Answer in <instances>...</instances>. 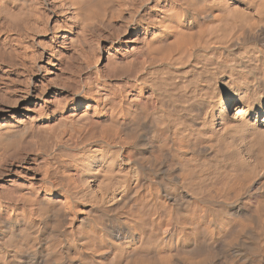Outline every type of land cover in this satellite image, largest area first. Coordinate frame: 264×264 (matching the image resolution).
I'll return each instance as SVG.
<instances>
[{
	"label": "bare ground",
	"instance_id": "bare-ground-1",
	"mask_svg": "<svg viewBox=\"0 0 264 264\" xmlns=\"http://www.w3.org/2000/svg\"><path fill=\"white\" fill-rule=\"evenodd\" d=\"M47 14L54 44L25 47L22 26ZM9 33L0 62L17 87L51 45L62 68L41 80L55 101L0 127L6 147L45 141L0 163V177L43 174L23 211L0 196V264H264V0H0ZM100 40L114 45L106 73ZM61 147L62 188L49 175Z\"/></svg>",
	"mask_w": 264,
	"mask_h": 264
},
{
	"label": "rangeland",
	"instance_id": "rangeland-1",
	"mask_svg": "<svg viewBox=\"0 0 264 264\" xmlns=\"http://www.w3.org/2000/svg\"><path fill=\"white\" fill-rule=\"evenodd\" d=\"M47 1L51 2L52 0ZM47 15L48 16L45 18V20L39 21V23L29 24V26H22L20 40L25 47L29 45H34L40 41H52L54 35L48 32L44 33L41 28L45 27L47 29L50 28V26L52 27L57 21V16H55L54 14ZM59 24L67 23L61 22ZM26 32L31 33L29 39L26 38ZM12 35L13 33L0 34V37H3L2 39H6V37L7 39H9V36L13 37ZM137 35L138 34L135 33L133 38H136ZM58 36L70 37L71 33L65 29H62L58 32ZM25 38L27 40H25ZM102 41L103 40L96 42L97 49L96 52L94 51V54L96 55L97 66L102 72L106 73L110 70L111 66L116 63V61L111 60V56L115 51L113 44L108 43L105 44V47H103L104 44ZM51 43L54 44V42ZM50 49L52 50L49 52V54L51 55L50 60L43 58L41 62L37 61V71L35 73L28 74L26 72H20L18 74V87L15 84V81L17 80L14 72L15 70L8 65L2 66L0 62V127L16 125L17 123H22L32 117L34 118L38 115L39 111L42 110V107H44L49 100L55 101L57 99L53 97L54 92L56 91V85L47 87L46 90L44 89V92L42 91V89H40L44 86V83H42L41 81L42 78H46L48 81H52L55 84L60 83V79H58V75L61 73L59 69L62 68L58 65L60 56L57 53V49L53 45L50 46ZM140 59L141 55L134 58L133 61L139 63ZM29 93L33 94L32 98L28 96ZM34 128L35 130L41 131V122L37 121L34 125ZM57 129L60 131V127H57ZM31 131L32 130H30L29 132ZM79 132L80 129H70L66 134H61L60 138L66 140L68 144L74 146L81 140V138H83L82 132L80 134ZM44 143L45 141L42 139H31L30 136H26L24 139L20 140L17 145L13 147H6L5 144H0V163H3L4 160L9 157V155L20 151L23 147H41V145ZM69 151L70 150L62 147L59 148L58 158L54 161V165L52 164V168L49 169L50 177H53L54 179L56 178L57 182L61 183L59 186L61 188L64 185L67 186L71 180V171H68V169L65 168L66 164L62 163L63 159L66 157L65 153ZM23 167L24 166L22 165L9 167V170L11 171L10 174H7V176L4 177H0V196H7L8 199H5L6 203H8L7 200H9V202H15V200L19 201L12 203L11 206L19 207L21 209L20 211H23L26 207L29 206V203L26 202V200L21 201L20 198L21 195L23 197H27V195L29 194V189L27 186L31 184L38 185L43 179V174L39 168V165L38 167L36 164L24 167H30V169H32L33 171H30L29 169H23ZM13 192H15V195H12ZM17 194L19 198L16 196ZM4 215L5 218H9V214L5 213Z\"/></svg>",
	"mask_w": 264,
	"mask_h": 264
}]
</instances>
